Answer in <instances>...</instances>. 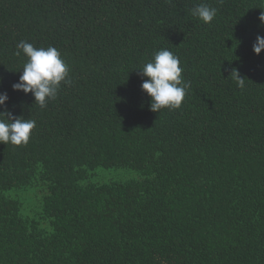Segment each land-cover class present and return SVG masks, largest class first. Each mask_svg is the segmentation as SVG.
Here are the masks:
<instances>
[{"label": "trees", "instance_id": "1", "mask_svg": "<svg viewBox=\"0 0 264 264\" xmlns=\"http://www.w3.org/2000/svg\"><path fill=\"white\" fill-rule=\"evenodd\" d=\"M201 3L217 9L210 24L191 15ZM261 12L264 0H0V93L37 124L27 145L0 144V264H264ZM20 41L69 66L43 109L12 89ZM160 49L190 88L154 113L138 70ZM100 168L137 177L91 181Z\"/></svg>", "mask_w": 264, "mask_h": 264}, {"label": "clouds", "instance_id": "2", "mask_svg": "<svg viewBox=\"0 0 264 264\" xmlns=\"http://www.w3.org/2000/svg\"><path fill=\"white\" fill-rule=\"evenodd\" d=\"M191 15L204 24H210L217 15V9L206 3H201L191 9ZM264 25V12L258 17ZM264 51V37L257 36L253 44V52L259 56ZM23 56L26 62L22 67V74L17 83L12 85L13 91L31 94L34 104L41 109L49 101L57 98L61 85L71 83L69 66L54 46L36 47L27 41H20L16 45L15 55ZM20 70V71H21ZM19 71V72H20ZM183 68L180 59L168 49L156 51L153 58L144 63L138 73L144 77L141 90L149 97V109L159 113L163 109H179L190 88L182 76ZM237 86L245 87L246 78H241L236 69L232 70ZM7 93H0V144L14 146L27 145L37 124L34 119L23 116L16 117L6 108Z\"/></svg>", "mask_w": 264, "mask_h": 264}, {"label": "rangeland", "instance_id": "3", "mask_svg": "<svg viewBox=\"0 0 264 264\" xmlns=\"http://www.w3.org/2000/svg\"><path fill=\"white\" fill-rule=\"evenodd\" d=\"M137 175L131 171H124L119 169H97L94 171L93 182H107L118 178H136Z\"/></svg>", "mask_w": 264, "mask_h": 264}]
</instances>
